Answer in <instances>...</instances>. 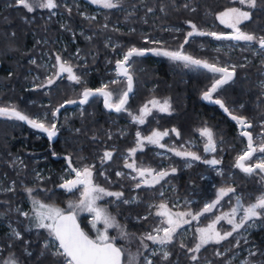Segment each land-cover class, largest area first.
Returning <instances> with one entry per match:
<instances>
[{"label":"trees","instance_id":"trees-1","mask_svg":"<svg viewBox=\"0 0 264 264\" xmlns=\"http://www.w3.org/2000/svg\"><path fill=\"white\" fill-rule=\"evenodd\" d=\"M59 2L60 12L65 7L62 0ZM121 3L122 11L110 9L107 10L104 19L99 16L97 20H88L77 12L87 5L86 2L81 1L80 5L78 4L80 7L75 0L69 2L70 7L65 10V20L69 23L67 27L74 31L82 27L89 35L87 38L78 35V41L72 44L70 34L61 29L55 18L52 21L47 20V11L36 9L34 13H29L22 6H16L15 0H0V107H15L33 118L40 116L44 109L48 110L41 104L42 100H51L52 105L48 107L49 110L57 108L67 100H79V94L84 87L96 89L102 81H109L107 85L113 92L114 98L116 95L114 92L119 93L126 88L125 79L113 73L114 65L120 58L119 53L123 54L133 46L177 50L183 44L187 32L191 31L189 21L202 31L230 33L228 28L218 22L217 14L226 8L240 5L238 0H122ZM89 8L93 9L91 6ZM251 12L252 19L241 25L242 30L257 36L264 35V0H258V7ZM115 21L123 23L128 27L127 30H113L111 26ZM166 26H172L171 28L179 31H166ZM59 34H62L67 41L70 54H74L80 45L82 56L87 60L86 67L81 65L75 56L69 57V61L75 66V72L86 82L76 84L67 77H62L56 81L49 94L45 93L44 88H29L28 83L34 79L33 71L43 79L46 75L45 69L40 66L39 49L44 51L50 48L51 54L55 50L53 48H58L59 41L57 42L56 38ZM145 36L151 39L160 37V43H145ZM37 37L42 41L45 40V43H36ZM244 42L217 40L212 36H193L189 38V43L184 44L183 51L195 58L215 62L218 66L229 68L236 66L234 78L224 84L213 97L222 100L232 114L246 117L252 123L251 129L256 141L254 132H260L261 122H264V60L253 53L255 49L261 50L259 44L250 45ZM218 43L225 48L214 52L212 47L217 46ZM58 52L64 57L67 56V53L64 54L61 49H58ZM34 58L36 63H32ZM133 60L129 71L135 80V90L126 105L128 109L135 112L153 98L169 99L172 114L153 113L147 123L139 125L132 122L124 111L108 112L103 106V100L93 97L82 110L73 108L62 113V118L58 122L60 127L58 138L54 143L44 135L37 136L40 131L19 120L0 118V133H3L0 137V175L10 174L9 177L17 178L18 182L26 181L30 184L32 175L29 170L23 173L17 172L7 163L11 161V154L25 155L26 151L45 157L51 169L56 171L53 172L51 179L37 185L33 196L19 184L16 195L14 193L0 195V214H2L0 220L6 222L11 220L10 222L15 224L17 218L16 223L22 233V239H15L6 233L7 225L0 224V244L5 247L0 251V264L13 254L19 264H60L59 259L51 255L52 249H44V240L49 237L47 231L37 229L30 219L21 217L20 213L14 210V204L23 201L26 195L63 208L70 201L77 200L79 198L77 191L68 193L59 186L62 184L60 175L68 166L66 157H71L73 167L95 165L96 182L105 188L124 193L120 200L110 199L105 204L125 231L132 234L126 239H120L118 236L117 240L118 246L132 254L137 253L140 248L138 238L144 232H151L153 227L159 224L160 217L153 212L157 209V205L166 202L165 196H160V192L167 183L178 186L175 195L195 198L197 201L191 206L195 211L201 210L207 200L215 198L217 188L228 186L230 183L237 193H241L245 202L253 200L257 193L264 190L261 175H248L235 167L237 156L246 148V138L240 135L237 125L224 116L218 106L208 105L202 100L203 91L210 87L214 82L213 78L220 74H213L202 68L184 67L183 63L164 56L134 57ZM115 77H118L119 83L112 84ZM70 111L73 114L63 119ZM48 118L51 119V114ZM49 121L47 124L51 123ZM173 127L178 128L180 133L178 139L173 137L176 144L197 138L200 134L198 130L203 127L212 129L216 140V151L205 152L200 140L195 151L202 156L201 160L189 167V160L171 155L172 167H177L178 170L171 180H165L153 187L136 188L137 181L127 175L123 158L126 151L134 146L136 133L139 131L142 135H146L154 129L166 130ZM156 150L154 147H148L140 153L137 156L140 163L160 169L161 159L156 157ZM105 151H111L113 157L102 164L100 158ZM259 154L261 153H256L248 163L256 162ZM27 155L29 159L27 163L31 169L34 165L33 157L36 155ZM209 157L221 161L218 164L223 169L221 174L215 173V165L203 162ZM117 170L125 175L117 176ZM103 172L109 179L102 177ZM15 173H18L19 178L14 175ZM124 200H128L129 203H123ZM152 202L154 207H151L156 209L144 219L143 215L152 210L150 208ZM167 203L171 204V202ZM24 207L23 202L19 209ZM226 208L223 211L227 210ZM33 213L32 211L29 214L34 215ZM219 214L215 211L212 216ZM210 219L211 216L205 217L206 223L203 226L210 223ZM79 220L90 236L96 234L88 219ZM261 224L247 236L250 239L249 244L256 246L254 248L256 255L250 256L249 259L252 262L258 261L257 264L264 263V220H261ZM100 227L102 226H97ZM114 231L118 230L115 228ZM235 240L234 234V238L230 237L221 244L204 246L198 252L196 261L189 258L188 247L181 248V243L176 240L170 245L169 258L164 260L161 254H158L153 257V263L237 264L231 260L235 249L229 248ZM6 241L11 245L6 244ZM244 246L246 244L242 245V248ZM218 248L219 251L224 252L223 256L215 255V250ZM26 250L30 251L31 255H28ZM140 251L143 255L139 257L137 264H145L148 252L142 248ZM242 256V259L245 258V253Z\"/></svg>","mask_w":264,"mask_h":264},{"label":"snow or ice","instance_id":"snow-or-ice-1","mask_svg":"<svg viewBox=\"0 0 264 264\" xmlns=\"http://www.w3.org/2000/svg\"><path fill=\"white\" fill-rule=\"evenodd\" d=\"M16 5L22 6L28 12H33L37 8L48 9L52 11L58 7L57 0H15ZM91 3L98 4L106 9H114L120 7V0H91ZM240 5L246 6L248 9H255L258 7V0H238ZM187 7V5H185ZM152 11V9H148ZM71 11V10H69ZM55 14V13H53ZM221 24L225 27L231 29L230 33H217L215 31L206 32L197 28V26L190 21L188 22L191 27V31L187 32L183 44L177 50H167L163 48H137L135 46L130 47L122 56V59L116 61L117 74L124 76L127 81L126 90L122 91L116 102H113V92L109 90L107 84L102 85L99 88L92 89L89 87H84L81 91L79 101L71 99L65 101L59 107L55 108L51 115L55 118L60 109L65 106V104H86L90 97L102 96L104 98V106L107 109L114 110L116 112H121L125 110V105L128 103L129 93L133 90V76L129 69L131 64L134 62V57H142L147 53H152L156 56H165L169 59L177 62L183 63L184 67H191L197 69H206L208 72L213 74H220L218 77L213 78V83L202 93V99L207 101H212L225 112H229V109L225 106L222 100H213V94L218 91L224 84L231 81L235 75L236 66L233 65L231 68L228 66H218L215 62H209L207 60H202L195 58L191 55L186 54L183 51L184 44L189 43V38L193 36H212L217 40H233V41H245L247 43H257L261 50H264V35L257 36L254 33H249L242 30L241 25L252 19V12L249 10H244L239 7H229L217 14L216 17ZM179 31V29H176ZM13 35H15L13 33ZM145 43L159 44L160 41L156 40H145ZM56 65L57 70L52 76L48 77L45 84L40 85V87L51 86L56 83L57 79L62 78L64 73H67V79L73 81L76 84H81V77L78 76L74 71L72 65L62 59L60 55H56ZM32 63H36L35 60ZM243 66V65H241ZM112 84L119 83V81L113 80ZM157 108L160 112L171 111V104L168 99L163 101L158 99H151L139 110L138 116H133V120L141 124L145 122V117L150 115L151 108ZM231 119L236 121V123L241 126L243 131L240 135L247 138V145L242 154L238 155L235 162V167L239 168L241 171L248 175L258 174L261 175L262 181H264V156L259 157L256 162L248 163L252 161L253 156L256 153L264 154V139L259 143L254 140L253 133L247 129L253 127L252 123L243 116H237L229 112ZM0 116L8 117L9 119H16L20 121H25L31 127L39 129L47 133L49 139L57 135V125L55 122L51 124H46L42 119H33L28 115H25L21 111L17 110L15 107H0ZM47 117L45 116L44 119ZM179 136L180 133L177 129L173 128L170 130ZM200 135L206 138V143L204 145L205 152H215L216 151V140L214 138V133L212 129L208 127H203L198 130ZM170 132L156 131L154 130L151 135L142 136L138 131L136 133V147L129 149L128 156L135 157L137 151H143L145 143L156 145L160 148H164L165 145L161 143L164 137L169 136ZM261 137H264V132H262ZM168 151L174 152L176 156L190 158L192 160H201V156L195 152L188 150H178L176 148H169ZM55 155V153H53ZM113 157L111 151H105L103 156L100 158L101 163L110 161ZM68 160V166L70 172L75 173V178L64 179V182L59 186L68 192L79 189L82 186V191L80 193V199L78 202H69L67 209L56 207L51 204L43 203L39 200L33 199V212L34 215H30L28 212H23L19 208L16 209L25 218L30 219L37 229H45L51 237L50 240H46L44 243V249L50 250L51 255L57 257L60 264H137L140 256L143 252L140 248L147 251L149 246L145 241H151L153 244L166 245L171 244L178 232V230L185 224H189L191 221L186 219V217H191L192 220H198L201 216L207 213H211L213 209L223 200L224 197H229L230 194H235L236 189L232 186L221 187L217 194L216 199L209 203H205L203 208L196 213L191 211L187 212H172L168 205L161 202L158 207L159 211L156 213L157 216L163 218L162 224L167 225L166 227H156L153 231L156 233L153 235L151 232L145 233L138 239L140 241V248H138L137 253H127L126 250L118 246L117 236H110L108 229L116 228L118 230L119 238L126 239L130 235L124 230V227L115 221V218L110 216L107 209L101 207L97 204V201L103 199L104 197H115L120 200L123 197V192H112L108 191L104 187L96 184L93 180V171L95 165H85L82 168L72 167L71 157H66ZM209 165H217L221 163L220 160L211 159L203 161ZM191 166L190 164L188 165ZM124 167L132 169L138 177L141 179L135 185L136 188H140L141 185L148 187H153L164 180L169 173H175L176 169L171 168L170 170H159L152 169L150 167H139L135 161L128 162L125 159ZM103 174V173H101ZM117 176L125 175L122 172H117ZM146 177H150L146 178ZM136 179V177H133ZM12 189H9L11 191ZM26 192L31 195L33 189L27 188ZM163 195V193H160ZM236 206L231 208L230 212L222 213L221 215L215 216L206 227H200L196 229L197 240L193 248L188 249L192 253H198L201 248L209 244H221L223 241L228 240L230 237L234 238V234H238L241 229L250 227V222L255 220H264V193L256 197L254 202H250L247 206L241 203L242 197L240 195L235 196ZM123 203H129L128 200H124ZM151 207V206H150ZM89 212L92 214L91 225L95 230L96 235L90 236L88 232L81 228L80 223H78L77 216L79 212ZM242 211V215L237 219L238 213ZM2 215V214H0ZM147 219V217H144ZM221 221L226 222L230 225V229L222 230L217 226ZM102 223L104 225L103 229L97 228V224ZM13 235L16 239H22L21 233L12 230ZM162 233V235H161ZM246 241V238H243ZM240 246V239H236L233 247ZM181 248H185L186 245L180 244ZM31 255L30 252L27 253ZM44 253L42 252L41 255ZM223 253L217 251L216 255L220 256ZM152 255H156L152 252ZM171 253L169 251H163L162 258L167 260ZM251 256H255L256 252H250ZM127 259L125 260V257ZM191 260H198V256L192 255L189 257ZM3 264H19L18 260L15 258L14 254L10 256ZM145 264H153V261L145 257ZM245 264H252L250 261H246Z\"/></svg>","mask_w":264,"mask_h":264},{"label":"rangeland","instance_id":"rangeland-1","mask_svg":"<svg viewBox=\"0 0 264 264\" xmlns=\"http://www.w3.org/2000/svg\"><path fill=\"white\" fill-rule=\"evenodd\" d=\"M71 1L72 0H62L65 9H62V11H60V12L58 11V7L56 9H53L52 11H49L48 9H41V8H37V9L38 10H41V11H47L48 12V14L46 16L47 20H51L52 21L53 18H55L56 23H58V24L61 25V29L63 31H65V32H67V33L70 34V42L72 44H75L78 41V39H77L78 38L77 37L78 35H82V38H87L89 35L85 32L84 28H82V27L80 29L76 30V31H74L73 29L72 30H69V28L67 27L69 25V23H67L66 20H65V10H68L69 9L68 8V7H70L69 6V2L71 3ZM81 1L86 2L87 5L84 6V8L82 7L83 9L82 10H79L77 12L80 13L82 15V17H84L85 19H88V20H94V19L97 20V19H99V16H101V18L104 19V17H106L107 10H110V9L103 8L102 6H100L98 4L91 3V0H75V2L77 3V5L79 3H81ZM121 1L122 0H120V7L114 8L117 12L122 11V5L123 4L121 3ZM142 1H144V0H142ZM57 3H58V6H59L60 5L59 0H57ZM8 5H10V2L8 3ZM88 5L91 6V7H93V9H90ZM16 6H18V5H16ZM3 7H4V5H3ZM236 7L243 8L244 10H249V11L252 10V9H248L244 5H239V6H236ZM34 12L35 11L29 12V13H34ZM53 13H55V14H53ZM24 19H26V18H24ZM218 22H219V20H218ZM106 24H104V26ZM221 25L224 26L223 24H221ZM171 27L172 26H166L165 30L166 31L175 30V32H177L176 29L171 28ZM111 28L113 30H115V31H118V30L119 31H122V30H127L128 27L125 26L123 23H120L118 21H115L112 24ZM133 30H134V28L132 29V31ZM231 31L232 30L229 29V32H231ZM33 37H35V35H33ZM146 39L159 41L160 37H153V39H151L149 36H145L144 41ZM56 40H57V42L59 41L58 42L59 43L58 48L57 49L56 48H53L55 50H53V52L51 54L49 52L50 48H46L44 51L42 49H39V54L41 55V65L40 66L45 69L46 75H45V78L43 79L35 71H33L34 79L31 82L28 83V87L29 88H34V89L35 88H37V89L44 88L45 89V93H47V94L50 93V91H51L52 87L55 85V83L53 85H51V86H46V87H40V85L45 84L47 78L50 77V76H52L53 73L56 72L57 69L55 67H53L54 65H56V59H55L56 55H60L63 60L68 61L69 63H70L69 57L70 58H73V56H75L76 60L78 62L80 61L81 62V65H83L84 67H86L87 60L83 58L82 53H81V47H80L79 44H78L79 47L77 48L76 51H74V54H70V52H69V48L70 47L68 46V43L65 40L64 36L62 34H59L57 36ZM36 43H43L44 44L45 43V40L42 41L40 38L37 37ZM244 43H246V42H244ZM254 43L255 42L248 43V44L251 45V44H254ZM214 47H215V49H218V50H215ZM214 47H212L213 50H214V52L219 51V49L225 48V46H223V45H221L219 43L217 44V46L214 45ZM58 49H61L64 54L67 53V56L64 57L61 53L59 54ZM253 53H254V55L261 56V60H264V50H260L259 51V50H256L255 49V51ZM123 54L119 53V55H120V58L119 59H122ZM33 60H36V59L34 58ZM70 64L72 65V63H70ZM115 66H116V63L114 65L113 73L115 74V76H118ZM72 67H73V71L75 72V66L72 65ZM263 74H264V72H263ZM77 75L80 76L79 74H77ZM62 77H67V73H64L62 75ZM80 77H81L82 83L86 82L85 79L82 76H80ZM118 77L113 78V80L119 81ZM43 80H44V82L42 83ZM57 80H59V79H57ZM125 81H126V79H125ZM107 83H109V81H102L99 87H101L102 85H105ZM126 88H127V81H126ZM126 88H125V90H126ZM114 93L116 95L113 98V102H116L117 99H118V96H119V94L121 92H119V93L118 92H114ZM96 97H99L101 100H103L102 96H96ZM155 99H157V98H155ZM90 100H91V98L89 99V101ZM158 100L163 101L162 99H158ZM147 103L148 102L144 103L141 107H143ZM41 104L42 105H45L48 110H45L44 109L42 111V114L40 116H35V117H33V119H42V120H44V122L46 124L48 123L47 121H49V120H50L49 122H51V123H53V122L56 123V119L53 118L52 115H51V119L48 118V116L56 108L55 107V108L49 110L48 107H51V105H52L51 100L50 99L42 100L41 101ZM85 105H81V106L74 107V108H78L79 110H82ZM141 107H140V109H141ZM149 108H151L150 115H152L153 113L172 114V112H173L172 111V107H171L170 113H168V112H160L157 108H152L151 105H149ZM71 109H73V108H71ZM140 109H138L137 111L133 112L132 110H129L128 107L126 106L125 107V110H124V113H127L126 115L128 117H130V120L132 122H134L136 124H139V125H143V124L147 123L150 115H148V116L145 117V122L143 124H141V123H139L137 121H134L133 118H132L133 116H138L140 114L139 113V110ZM66 110H68V109H66ZM62 113L60 115L59 120L62 118ZM72 114H73L72 111L67 112L64 115V118L63 119H66L68 116H71ZM45 116L47 117L46 119H44ZM0 118L1 119H8V117H4V116H0ZM261 126H262V128H261L262 130L260 129L261 130L260 132L257 133L256 131L255 132L253 131L255 133V139H256V142L257 143H259L262 139H264V137H261V135H260L262 132H264V122H261ZM59 128L60 127L58 126V133H59ZM173 128H175V129L178 130V128H176V127H173ZM173 128H171V129H173ZM171 129H166V130H168L170 132V134H169V136L164 137L163 140L161 141V143L165 145L164 148H160V147H158L156 145H151V144L145 143V146H144V149H143V151H145L148 147H154V148L157 149L155 151V154H156V157H158L159 159H161V165H162L160 169H156L157 171H159V170H170L171 168H175L176 169V172L175 173H171L170 172L169 175L167 177H165L164 180H161L160 181V183H162L165 180L166 181L167 180H171V178L178 173L177 167H174V166L172 167V164H171V161H170L171 155H174V156H176V155L174 154V152L168 151L169 148H176V149L181 150V151L188 150V151H192V152H195L196 154H198L197 151H195V149L198 147L199 141L200 140L202 141L203 147H204L205 143L207 142L206 141V138L203 137V136H201L199 134V136L197 138L187 139L185 141H182L180 144H176L175 141H174V139H173V137L178 139L180 137V135L179 136H176L175 133H172L170 131ZM154 130H156V131H165V130H160V129H154ZM250 131L252 132V129ZM152 132H150L149 134H146V135H142V134L141 135L142 136H148V135H151ZM2 134L3 133H0V137L2 136ZM41 135L42 136L43 135L45 136V134H43L42 132L40 134H38L37 136H40L41 137ZM133 147H136V140L134 142V146ZM133 147H131V148H133ZM143 151H137L135 157H129L128 156L129 149H128L126 151L125 156L123 158H124V160L127 159L128 162H132V160L135 159V161H136V163H137V165L139 167H146V168L150 167L152 169H155L150 164L140 163V161L138 160V157L137 156L140 153H142ZM27 154H29V155L30 154L31 155H34L35 154L36 155V156L33 157V161H34L33 163H34V165H33V167H31V169H29V165L27 163L29 161ZM198 155L201 156L200 154H198ZM261 156H264V154H259L256 157V160L259 157H261ZM176 157L181 158V159H186L187 161L189 160L190 161V165H193V163H195V162L198 161V160H192L190 158H184V157H180V156H176ZM201 158H202V156H201ZM211 159H215V158H213V157L210 158L209 157L206 160H211ZM7 163H8L9 166H12L10 168H14L17 172H21L22 171L21 173H23V171H28L29 170V173L32 175V179H31V183L29 184L26 181L18 182L17 178H11V177H9L10 174H6V173L5 174H2V175H0V195L1 194L2 195L3 194H6V193H14L15 194V192L18 190V187H19L18 184H19L20 186L25 187L26 189L28 187L31 188V189H33V192L31 193V195L33 196V193L36 191L37 185L40 184V183H42V182H45L46 180L51 179L52 178V175H53V172H56L55 170H52L51 169V167L48 164V161L46 160L45 157H42V156H40V154L31 152V151H26V154L25 155L20 154V153H17V154H14L13 153V155L11 154V161H7ZM89 166H91V165H89ZM76 168H82V167L79 166V167H76ZM125 169L127 170V175L129 177H131V178L136 177V179H134V180H136L137 182L141 179L140 177L137 176V174L132 169H128L126 167H125ZM214 170L216 171L215 172L216 174H221L223 172V169L220 168L218 166V164L214 166ZM117 172H121V171H118L117 170L116 173ZM14 175L19 178L18 173H15ZM102 177L106 179V178H108V175L105 172H103ZM60 178H61V182L63 183L64 182V179H73V178H75V173L70 172L69 166H67L66 168L63 169V172L61 173ZM146 178H149L150 179V177H146ZM93 180H94V182L96 184L100 185L98 182L95 181L94 171H93ZM160 183H158V184H160ZM158 184H156V185H158ZM100 186L101 187H104L102 185H100ZM216 186H217V184H216ZM228 186L234 187L232 185V183H230ZM141 187H148V186H145V185L142 184ZM223 187H226V186H223ZM220 188H217L216 189V192H215L216 194H217V192H218V190ZM9 189H12V190L9 191ZM105 189H107L108 191H112V192H119V191H113V190H111L109 188H105ZM82 190H83L82 189V186L79 189L73 190L72 192H75V191L78 192V197L79 198L77 200H75V201L72 200L70 202H73V203L78 202V200L80 199V193H81ZM161 192L163 193V195L160 194V196H165L166 202H164V203H166L168 205V207L172 210V212H187V211H191L193 213H196V212H199L200 211V210L199 211H195L191 207L192 206V203L195 202V201H197L195 198L182 197L181 195H175L178 192V186L175 185V184H171V183L169 184V183H167L162 188ZM68 193H71V192H68ZM262 193H264V190L261 193H257L256 197L260 196ZM216 194H215V198L213 200H207L205 203H209L211 201H214L216 199ZM230 195H231V199H229V197H224L223 200H221V202L217 205V207L215 209H213V211L211 213H207L204 216H201L198 220H192L191 217H186V219L190 220L191 222L189 224L183 225L178 230V232L176 234V237H175L174 241L171 244L159 245V244H153L152 242L146 240L145 243L148 244V246H149V248L147 250V252H148L147 258H149V259H151L153 261V257L157 256L158 254H161V257H162L163 251H169L171 253V251H170V245H172L173 243H175L176 240L179 241V243H183L184 245H186V247H188V249L193 248L195 246V244L198 242L196 229L197 228H200V227H206L207 226V225L203 226L206 223L205 222V217L211 216V219L210 220L212 221V219L214 218L212 216V213H214L215 211L219 212L220 213L219 215H221L222 213H225V212H230L231 211V208L236 206L235 196L236 195H240L242 197V195H241L240 192H238V193L236 192L235 194H230ZM32 196L29 197V196L26 195V197H24L23 201L20 200V202L15 203L14 204V210L16 211V209L19 208V206L24 202L25 207L23 209H21V211L28 212V213L32 212L33 211V199H35ZM256 197L253 200H249L247 202H245L243 200V198H242V201L243 202L241 201V203L244 204V206H247L248 203L254 202L255 199H256ZM110 199H114L115 201H117V199L115 197H108V196H106L103 199L97 201V204L100 205L101 207L107 209L108 214L110 216H112L111 213H110V211H109V208L105 204V202L108 203L110 201ZM190 199H192V200H190ZM35 200H37V199H35ZM167 202H171V204L169 205ZM153 203L154 202H152V205H150V206L154 207ZM67 206H68V204H67ZM67 206L64 207V209H67ZM56 207H59V206H56ZM152 207H150V208H152ZM60 208H63V207H60ZM156 208H152V210L150 212H148L147 214L143 215V218L144 217H147L148 218V216L152 214V211L154 209H156V210H154L153 213L156 215V213L159 211L158 207H156ZM224 208H226L227 210L223 211ZM240 215H242V211L240 213H238L237 219H239V216ZM21 217H24V216L21 215ZM77 217L79 219L86 218V219H88L90 221V223L92 221V214L89 213V212H86V211L85 212H79ZM112 217H114L115 218V221L118 224H120L118 222V220L116 219L115 216H112ZM162 220H163V218L160 217L159 224L156 225V226H154L153 229L156 228V227H166L167 225H164V224L161 223ZM7 221H9V222L0 220V224L1 225H4V224L7 225L8 228L5 230L6 233H8L9 236H12L13 238H15V236L13 235L12 230L15 229L16 231L20 232V229L18 227V224L16 223L17 222V218H15V224L12 223V222H10L11 220H7ZM250 224H251L250 227H246L245 229H241V232H240L239 235H236L235 234L236 239H240V242H242L240 244V246L239 247H233V245L231 244V246L229 247L231 249L232 248L235 249V251L233 252V255L231 257V260L232 261H235L237 264H245L246 261H250V259H249L250 256H251L250 255V252H255V249L254 248L256 246L253 245L252 243L249 244L250 243V239L247 236H249V233L252 230L256 229L257 227L261 226L262 224H261V220L252 221V222H250ZM98 225H101L102 227H100V229H103L104 225L102 223H98L97 226ZM1 227H3V226H1ZM217 227L220 228V229H222V230H228V229H230L231 226L228 225L226 222L221 221L220 224ZM114 229L115 228H113L111 230L109 229L108 230V233H109L110 236H117L118 237L119 236L118 231H114ZM124 230H125V228H124ZM145 233H149V232H144V234ZM151 233L153 235L156 234L153 230L151 231ZM95 235H92V236L94 237ZM161 235H162V233H161ZM21 236H22V233H21ZM243 238H246V241ZM50 239H51V237L46 238L44 240V243H45L46 240H50ZM6 244H10L11 245V243L10 242H7V241H6ZM188 244H190V246ZM244 244H246V246H244L242 248V245H244ZM4 248L5 247L0 244V251L2 249H4ZM52 251H54V249H52ZM217 251H219V248L215 250V255H216V252ZM26 252L28 253L30 251L26 250ZM152 252H155L156 255H152ZM219 252H221V253L224 254L223 251H219ZM243 253H245L246 257L242 259V257H243L242 254ZM188 254H190V256H192V255H196L197 256L198 255V253H192L190 251H188ZM223 254L220 255V256H223ZM216 256H218V255H216ZM250 262H252V261H250ZM257 262L256 261L255 262H252V264H257ZM206 263L209 264V262H206Z\"/></svg>","mask_w":264,"mask_h":264},{"label":"water","instance_id":"water-1","mask_svg":"<svg viewBox=\"0 0 264 264\" xmlns=\"http://www.w3.org/2000/svg\"><path fill=\"white\" fill-rule=\"evenodd\" d=\"M152 55H154V54H152V53H147V54L144 55V56H152ZM164 57H165V56H164ZM115 67H116V66H115ZM0 68H1V63H0ZM205 70H206V69H205ZM116 71H118L117 68H116ZM117 75H118V74H117ZM118 76L121 77V78L126 79L124 76H121V75H118ZM234 76H235V75H234ZM233 78H234V77H233ZM134 90H135V80H134V78H133V90H132L131 93H129V99H128V102H129L130 98L132 97V95H133V93H134ZM218 90H219V89H218ZM214 94H215V93H214ZM214 94H213V96H214ZM93 97H96V96H93ZM93 97H90V98H93ZM90 98H89V99H90ZM102 98H103V97H102ZM215 99H216V98L213 97V100H215ZM202 100H203V102L207 103L208 105H211V106H218L219 109H220V111L222 112V114H223L224 116H226L231 122H233V123H235V124L237 125V128H238V130H239L240 133H241V131L244 130V129L241 128V126H239V125L236 123V121H234V120L231 119V116L229 115L230 110H229V112H225L224 109L220 107V105H218V104H216V103H214V102H212V101H207V100H204V99H202ZM77 101H79V100H77ZM223 103H224V102H223ZM127 104H128V103H127ZM81 105H85V104H80V103H78V102H77L76 104H65V106H64L63 108L60 109V112H59L58 115L55 117V119H56V125H57V135H56L55 137L51 138V139H49L47 133H45V132H43V131H41V130H39V129H35V128L31 127V125H29V124H28L27 122H25V121H21V122L24 123L25 125H27V126L33 128V129L37 130V131L42 132L43 134H45V137H46L51 143H54V142L57 141V138H58V121H59V118H60L61 113H62L63 111H65L66 109H71V108L78 107V106H81ZM103 106H104V98H103ZM125 107H126V105H125ZM104 108H105V106H104ZM105 109H106L108 112H110V113H118V112H116V111H114V110H110V109H107V108H105ZM19 121H20V120H19ZM247 130L250 131L251 129H247ZM245 138H246V137H245ZM246 140H247V138H246ZM242 172H243V171H242ZM77 220H78V223H80L81 228L83 229V227H82V225H81V222H80V220H79L78 217H77Z\"/></svg>","mask_w":264,"mask_h":264}]
</instances>
